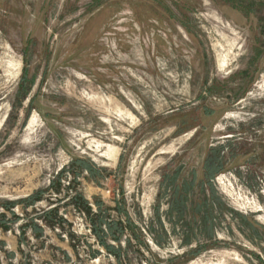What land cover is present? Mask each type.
Segmentation results:
<instances>
[{"label": "rangeland", "instance_id": "obj_1", "mask_svg": "<svg viewBox=\"0 0 264 264\" xmlns=\"http://www.w3.org/2000/svg\"><path fill=\"white\" fill-rule=\"evenodd\" d=\"M0 264H264V1L0 0Z\"/></svg>", "mask_w": 264, "mask_h": 264}, {"label": "trees", "instance_id": "obj_2", "mask_svg": "<svg viewBox=\"0 0 264 264\" xmlns=\"http://www.w3.org/2000/svg\"><path fill=\"white\" fill-rule=\"evenodd\" d=\"M84 167V166H83ZM88 168V167H86ZM217 174V172H210L209 173V178L210 180H213V178L215 177V175ZM60 180H58L57 182H53L52 183V188H55L56 191H58L60 189ZM40 194H35L30 196L26 201L27 202H31L32 204L34 202H37L39 200L38 196ZM73 201L75 202V204L77 205V207L89 212L90 211V207H89V203L82 197L81 194H78L75 196V198L73 199ZM100 209V208H99ZM54 212L53 211H48L47 215H52ZM106 224V223H105ZM106 226L108 227V229L113 232V227L111 225L106 224ZM32 227L34 228V231L36 232V235L38 234L39 230L38 227L36 225H32ZM39 236V235H37ZM96 236L99 238L100 240V244H102L103 246L107 247L106 242L104 241V239L101 237L99 232H96ZM109 249V248H108Z\"/></svg>", "mask_w": 264, "mask_h": 264}, {"label": "bare ground", "instance_id": "obj_3", "mask_svg": "<svg viewBox=\"0 0 264 264\" xmlns=\"http://www.w3.org/2000/svg\"><path fill=\"white\" fill-rule=\"evenodd\" d=\"M35 119L32 120V123L34 122ZM111 151V150H110ZM113 151V150H112ZM114 153V152H113Z\"/></svg>", "mask_w": 264, "mask_h": 264}, {"label": "water", "instance_id": "obj_4", "mask_svg": "<svg viewBox=\"0 0 264 264\" xmlns=\"http://www.w3.org/2000/svg\"><path fill=\"white\" fill-rule=\"evenodd\" d=\"M261 1H264V0H261Z\"/></svg>", "mask_w": 264, "mask_h": 264}]
</instances>
